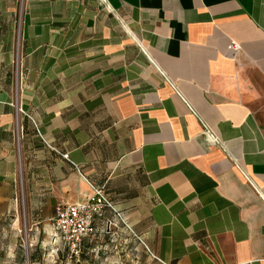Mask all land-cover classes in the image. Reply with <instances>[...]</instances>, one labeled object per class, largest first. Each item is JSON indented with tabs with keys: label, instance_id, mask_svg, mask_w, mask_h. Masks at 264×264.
Instances as JSON below:
<instances>
[{
	"label": "crops",
	"instance_id": "0c3cea01",
	"mask_svg": "<svg viewBox=\"0 0 264 264\" xmlns=\"http://www.w3.org/2000/svg\"><path fill=\"white\" fill-rule=\"evenodd\" d=\"M16 62L19 98L0 100L16 264L22 221L66 248L55 208L92 185L133 231L107 210L82 256L96 237L111 264H264V0H0V73Z\"/></svg>",
	"mask_w": 264,
	"mask_h": 264
},
{
	"label": "rangeland",
	"instance_id": "374dc122",
	"mask_svg": "<svg viewBox=\"0 0 264 264\" xmlns=\"http://www.w3.org/2000/svg\"><path fill=\"white\" fill-rule=\"evenodd\" d=\"M17 51L20 43L16 42ZM19 62V61H18ZM16 62L15 69L9 75L0 73V100H17L19 98V81L22 79V70H18ZM1 71V70H0ZM3 90V91H2ZM18 139V144H19ZM111 232L114 230V227ZM19 247L20 264H111L108 259L114 256L107 250L100 249L103 241L92 239L88 241V250L81 256L79 262L68 258L67 250L62 242L56 243L47 235H32L27 231L24 221L21 223V232L17 237ZM0 241L5 243V249L0 250V264H16L12 248V238L8 237L5 231L0 228ZM1 247V245H0ZM106 252V254H103Z\"/></svg>",
	"mask_w": 264,
	"mask_h": 264
},
{
	"label": "built area",
	"instance_id": "2783aa9c",
	"mask_svg": "<svg viewBox=\"0 0 264 264\" xmlns=\"http://www.w3.org/2000/svg\"><path fill=\"white\" fill-rule=\"evenodd\" d=\"M231 48L239 49L235 43L231 44ZM63 158L69 160V155L64 154ZM92 188L93 195L89 200L76 204L59 203L55 208V230L64 241L68 251V258L71 260H80L86 240L97 235L98 228L96 223L104 220L107 210L113 211L122 224L130 231H133L121 213L116 210L105 191L93 185ZM112 226L113 223L111 221L106 222L108 230L112 229ZM143 244L149 251L147 245L144 242ZM150 254L153 255L151 252ZM160 262L167 264L164 261Z\"/></svg>",
	"mask_w": 264,
	"mask_h": 264
}]
</instances>
